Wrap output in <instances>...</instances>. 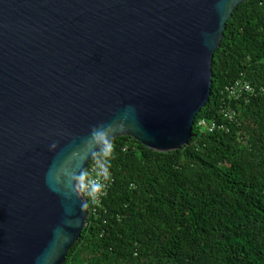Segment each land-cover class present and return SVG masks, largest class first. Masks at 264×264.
Wrapping results in <instances>:
<instances>
[{
	"label": "water",
	"instance_id": "obj_1",
	"mask_svg": "<svg viewBox=\"0 0 264 264\" xmlns=\"http://www.w3.org/2000/svg\"><path fill=\"white\" fill-rule=\"evenodd\" d=\"M249 1L0 0V264H65L89 216L79 177L116 139L190 144Z\"/></svg>",
	"mask_w": 264,
	"mask_h": 264
},
{
	"label": "trees",
	"instance_id": "obj_2",
	"mask_svg": "<svg viewBox=\"0 0 264 264\" xmlns=\"http://www.w3.org/2000/svg\"><path fill=\"white\" fill-rule=\"evenodd\" d=\"M213 75L188 146L124 136L96 156L114 182L65 264H264V0L236 9ZM241 77L257 89L249 101L226 91Z\"/></svg>",
	"mask_w": 264,
	"mask_h": 264
},
{
	"label": "built area",
	"instance_id": "obj_3",
	"mask_svg": "<svg viewBox=\"0 0 264 264\" xmlns=\"http://www.w3.org/2000/svg\"><path fill=\"white\" fill-rule=\"evenodd\" d=\"M226 91L233 101L239 102L242 100L249 101L252 97L256 96L257 93V89L242 77L231 84ZM225 116L227 119L235 121L234 115L227 112V110L225 111ZM199 127L205 131L206 129H209L210 131L218 129L216 124L209 123L206 120H202ZM219 129H222V127H219ZM92 162V164L90 163L86 168V170L88 169L86 176L82 178L81 176L79 177V187L87 201V204H90L93 211H96L95 207H100L101 200L107 196L114 180L110 173L106 171V166L103 160L94 159Z\"/></svg>",
	"mask_w": 264,
	"mask_h": 264
}]
</instances>
